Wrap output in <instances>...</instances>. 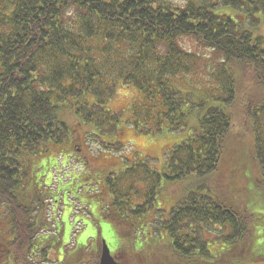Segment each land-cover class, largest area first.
<instances>
[{"label": "trees", "instance_id": "obj_1", "mask_svg": "<svg viewBox=\"0 0 264 264\" xmlns=\"http://www.w3.org/2000/svg\"><path fill=\"white\" fill-rule=\"evenodd\" d=\"M261 19L264 0H0V222L11 234L8 250L0 249L5 252L0 264L7 259L37 264L34 252L45 262L52 248H38L46 198L31 202V193L23 190L30 159L50 146L75 143L80 131L99 150L125 148L119 116L107 109L118 85L140 95L125 124L136 133L192 130L167 150L160 172L139 160L116 184L106 180L115 220L139 217L141 228L158 229L157 236L149 231L156 241L164 233L168 255L160 264H221L211 260L199 237L205 226L228 229V237L221 238L233 246L251 239L254 214L227 205L203 180L221 163L230 130L250 121L254 177L248 190L264 197V38L255 33ZM185 41L217 60L203 95L176 85L197 70L198 57ZM247 77L256 85L255 94L250 88L244 92ZM237 167L234 163L232 170ZM189 178L200 182L199 190L178 201L165 220L145 222L163 183ZM140 232L139 244L148 234ZM98 245L89 264H98ZM145 249L152 250L148 244ZM117 253L127 255L121 249ZM247 254L244 248L238 258ZM133 255L148 264L141 247ZM77 261L68 264H83L80 254Z\"/></svg>", "mask_w": 264, "mask_h": 264}, {"label": "rangeland", "instance_id": "obj_2", "mask_svg": "<svg viewBox=\"0 0 264 264\" xmlns=\"http://www.w3.org/2000/svg\"><path fill=\"white\" fill-rule=\"evenodd\" d=\"M255 33L264 38L263 19L260 20ZM185 44L198 57L197 70L175 81L176 85L183 92L191 93L196 90L198 92L196 94L203 95L202 93L207 91V85L209 87L212 83L210 74L217 60L210 51L200 45L189 41H185ZM249 80L250 77H247L244 81ZM251 81L250 84L244 83V92L250 88L251 94H255L256 85H252ZM139 100L140 95L135 88L118 85L107 104V109L119 116L120 124L124 128L121 142L125 148L122 150L117 152L99 150V144L97 147L92 141L90 142L92 144H87L84 131H80L75 139L76 144L74 140H70L57 146H50L46 153L40 155L38 159H30L26 164L27 180L23 190L25 193H31V202L46 198L43 203L45 212L41 214L43 217L39 222L43 230L39 233L38 241L42 240V243L37 246L39 249L52 247L46 252L49 260L45 262L39 259L38 252H34L37 264H68L73 260L77 261L78 254L81 255L83 264H89V256H94L98 252L100 240L107 241L110 253L117 264H142L139 255H133L139 253L140 247L144 249L143 262L148 264L163 263L164 256L168 255V250L165 249L168 241L164 233L160 234L157 241L149 235V231L155 236L158 234V229L152 225L147 223L150 229L145 230L144 224L143 228L142 224L139 225L141 222L139 217L129 215L126 219L115 220L117 210L111 206L112 197L107 189L109 183L106 180L116 184L127 169L139 164V160H146L150 168L160 172L167 150L180 144L192 130L186 127L172 134L152 136L136 133L131 125L125 124L131 120V105ZM235 114L237 118L239 111H235ZM193 119L192 117L188 120L189 127L194 126ZM68 121L71 124L70 118ZM251 128L250 121L245 128L234 125L228 134L221 163L212 175L206 176L203 180L208 191L223 198L227 205L235 209L240 205L241 208H249L254 214L252 221L255 229L250 234L252 238H248L246 243L240 241L236 246L224 243L221 237H228V229L223 231L224 228L220 227L205 226L200 232L199 237L206 242L213 258L211 260H218L221 264H264V197L258 192L248 190L254 177L251 165L253 143ZM71 145H78L80 149L75 151ZM234 163L238 167L232 170ZM243 164L250 166L244 169ZM199 184V181L193 182L191 178L177 184L163 183L155 207L147 215L145 222H153L156 218L165 220L170 209L178 201L199 190ZM120 185L126 189L125 184ZM24 202L27 203V200ZM0 223V249L4 247L8 250V242L11 239L9 227L5 222ZM118 228L119 231H123V236H116ZM140 230L148 233L141 244ZM49 236L52 238H48ZM116 239L120 248L117 247ZM146 244L152 250H157L147 251ZM244 248L248 254L247 258L241 261L238 255ZM119 249L127 255L118 254ZM4 255L5 252L0 251V257ZM65 258L66 263L62 261ZM7 263L9 264L8 259Z\"/></svg>", "mask_w": 264, "mask_h": 264}, {"label": "water", "instance_id": "obj_3", "mask_svg": "<svg viewBox=\"0 0 264 264\" xmlns=\"http://www.w3.org/2000/svg\"><path fill=\"white\" fill-rule=\"evenodd\" d=\"M99 264H117L111 256L109 247L105 241H102Z\"/></svg>", "mask_w": 264, "mask_h": 264}]
</instances>
